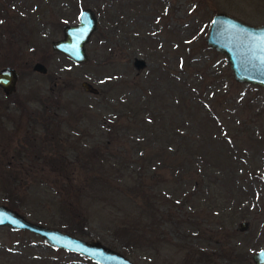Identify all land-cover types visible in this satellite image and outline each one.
I'll list each match as a JSON object with an SVG mask.
<instances>
[{
	"label": "rangeland",
	"instance_id": "obj_1",
	"mask_svg": "<svg viewBox=\"0 0 264 264\" xmlns=\"http://www.w3.org/2000/svg\"><path fill=\"white\" fill-rule=\"evenodd\" d=\"M86 7L97 23L85 43L87 59L75 62L51 42ZM217 11L259 24L264 21V0H0V68L12 65L18 73L13 91L5 94L0 88L1 164L11 180H6L10 194L17 199H6L0 180V203L33 222L97 240L136 264H200L191 244L206 251L204 242L219 228L223 241L236 244L241 257L237 263L226 259L214 264H254L252 253L264 246V87L235 80L225 56L206 44L205 33ZM138 59L144 64L138 66ZM37 61L46 66L45 73L33 69ZM176 68L194 93L199 92L195 116L184 103L176 105L177 113L174 104L164 101L167 79L161 71ZM83 80L98 92H87ZM150 85L158 89L161 102L148 101L146 107L156 102L164 114L160 120L138 115L130 123L124 118L113 121L111 113L125 108L120 94L146 99ZM178 114L186 141L197 131L203 134L201 142L186 143L187 155H181L191 161L183 176L187 201L173 210L182 216L177 219L168 215L164 196H153L144 220L151 243L140 242L127 233L130 220L120 214L129 197L125 181L132 179L131 166L112 157L121 155L125 146L122 157L135 160L136 141L147 136L145 143L151 146L161 139L157 127L174 130L173 116ZM209 117L211 125L206 123ZM28 137L37 140L40 158L28 154L4 165L15 154L13 146L20 147ZM97 149L113 162L98 165ZM203 167L209 172L210 191L205 185L201 191L198 185L191 190L207 175ZM155 170L169 174L163 167ZM243 220L248 225L240 230ZM0 264L97 263L50 246L28 230L3 225Z\"/></svg>",
	"mask_w": 264,
	"mask_h": 264
},
{
	"label": "trees",
	"instance_id": "obj_2",
	"mask_svg": "<svg viewBox=\"0 0 264 264\" xmlns=\"http://www.w3.org/2000/svg\"><path fill=\"white\" fill-rule=\"evenodd\" d=\"M186 64V63H185ZM184 64V65H185ZM171 70H164L161 71L164 80L167 79L165 87H163L164 90V101L168 102V104H174L175 110L176 108L179 110L180 107L176 106L179 104L184 103L185 106L190 108V115L195 116L199 108H197L193 103L198 102L199 92H195L194 86H192V83L187 80L188 84L185 82V78H182V74L179 72L181 70H178V68L174 69L173 72H170ZM168 72V73H167ZM191 84V87L189 86ZM151 90L149 89L148 95L145 99V96L142 100H139L138 97H127L125 94L119 95V103L122 106H125L123 109H119L116 113L113 111L111 113L113 121L118 122V118H124V123H130L136 116L140 115H147L150 120L152 119H158L160 120L162 116H164L161 109L155 108V103L158 101L161 102V98L158 94H155L158 89L153 88L152 85ZM184 87L192 92L190 94L188 91L184 89ZM144 95V94H143ZM148 101H156V102H149L148 108L146 107ZM44 110H47V107L44 106ZM177 113H180L176 110ZM146 116V117H147ZM174 117V130H163L159 127H157V134H161V139L158 137V139L149 146L147 143V136L146 133L148 131H144V135H141L143 137V140H137V147L135 148V151L133 152V158L135 160L126 161L122 155L125 152L126 147H123V150L121 151V155H113L109 157H105L104 154L99 153L100 149H97V164L98 165H107L109 163H112L114 158L116 157V161L123 163L125 166H131V176L132 179L130 181H125V178L123 177V181H125L126 184H128V201L124 204L123 210H121V215H123L122 219L130 220L127 222L126 230L128 234L133 233L131 236L137 237V239L142 242L146 241L147 243H151L148 239L151 238L150 234L147 233V228L149 224L144 221L147 220L145 216V207L147 205H150V200L153 196H157L160 198V195L164 196L163 199L165 201V205L167 208L168 215H174L177 219L181 218V214L177 213L176 211H173L175 208L177 209L178 204L182 202L183 200L187 201L186 198L183 196L185 195L183 191L188 190L185 186L186 177L183 178L184 174H186L187 168L190 169L191 161L187 162L183 157L186 154V143H197L201 142V137L203 134H201L199 131H197L195 137L191 140H187L188 136L186 134H183V128L181 125H183L182 116L181 114H178V116ZM116 118V119H115ZM111 119V120H112ZM187 120V118L185 117ZM210 119L212 121H210ZM32 121H37L35 117L31 118ZM191 121V120H190ZM207 124L211 125L213 124V118L209 117L207 119ZM34 124H37V122H34ZM192 124V123H190ZM1 125V124H0ZM127 129H130L129 125H126ZM164 127V126H163ZM193 129H190L192 131ZM191 135V133H189ZM199 136V139H197L196 136ZM186 139V140H185ZM97 137V144H100V140ZM144 142V144L140 143ZM7 145L13 146V143H9ZM38 142L37 140L32 139L31 137H28L25 139V143H20V147H14L13 149L15 154L12 156L10 155L7 158V161L4 163V165H10V161L15 159L16 157L20 160L24 158L25 156L29 154L32 156V158H40L41 151L38 149ZM3 150V144L0 143V180L3 181V185H1V188L4 192H8L5 194L6 199L8 200H16L17 198L15 195L13 196L10 194V187L6 183V180L10 183V177L8 175H4L7 171L3 169L2 167V160H1V154L4 153ZM194 147H191V153L194 154L196 150ZM183 155V157H181ZM200 153H198L195 157L196 159H200ZM44 157V156H43ZM110 157L113 158V160H110ZM76 158V156L74 157ZM183 158V160H182ZM125 163V164H124ZM214 166V165H213ZM162 168L166 171H169V174L166 176L160 175L158 172H156L155 168ZM203 171L207 170V168L203 167ZM209 177V172L207 170V175H201L200 176V185L196 182H194L192 189H195L196 185L199 187L197 190L201 191L202 185H205L207 192L210 191L209 187L211 185V180H207ZM99 181L103 184L107 182L102 176L98 177ZM154 184L152 186L150 183ZM111 184V182H110ZM106 185V184H105ZM156 188L158 191H155ZM161 190L164 191V193H161ZM206 195V194H205ZM206 198L209 199V195ZM211 203V202H210ZM133 204V206H132ZM212 204V203H211ZM131 205V206H130ZM152 208V206L150 205ZM217 209V208H214ZM178 210V209H177ZM151 217V215H150ZM191 216L189 215V218ZM143 220V221H141ZM183 223L187 224V220H184ZM129 228V229H128ZM219 230V232H218ZM221 228L217 229L213 236L208 238L206 242H204L205 247L208 249L205 251V249H195V245L192 243V249L190 250L191 253L194 255H197L199 257V260H196L198 263L202 264H214V261H226L227 260H237L236 263L239 261L241 257V253H236L237 248L236 244L232 245L231 241H228L226 243L223 241L225 239V236L220 235ZM132 240V239H131ZM131 243V242H129ZM227 245H232L231 247ZM203 247V248H205ZM216 253V255H214ZM201 261V262H200ZM193 264H197L194 263Z\"/></svg>",
	"mask_w": 264,
	"mask_h": 264
},
{
	"label": "water",
	"instance_id": "obj_3",
	"mask_svg": "<svg viewBox=\"0 0 264 264\" xmlns=\"http://www.w3.org/2000/svg\"><path fill=\"white\" fill-rule=\"evenodd\" d=\"M96 23L97 18L91 8H83L76 23L63 25V36L53 40L52 47L72 61H85V43ZM205 42L225 56L235 80L264 87V21L252 24L225 11H217L209 22ZM136 64L143 65L144 61L138 59ZM33 69L42 73L47 70L39 61L33 64ZM17 78L18 73L14 66L5 65L0 68V88L5 94L15 89ZM81 86L87 92H98V88L87 80H83ZM0 220L3 221L0 226L28 230L43 238L50 246L79 253L97 264H136L122 252L97 240H85L59 228L33 222L2 203ZM247 225V221L243 220L239 222L238 228L243 230ZM251 258L254 264H264V246L252 253Z\"/></svg>",
	"mask_w": 264,
	"mask_h": 264
},
{
	"label": "snow or ice",
	"instance_id": "obj_4",
	"mask_svg": "<svg viewBox=\"0 0 264 264\" xmlns=\"http://www.w3.org/2000/svg\"><path fill=\"white\" fill-rule=\"evenodd\" d=\"M3 221L2 220H0V223H2Z\"/></svg>",
	"mask_w": 264,
	"mask_h": 264
}]
</instances>
